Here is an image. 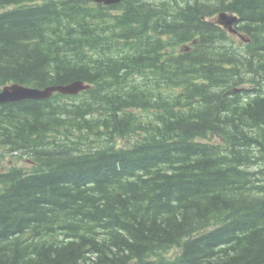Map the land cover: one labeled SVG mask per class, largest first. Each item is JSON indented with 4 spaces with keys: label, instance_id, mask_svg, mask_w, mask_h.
<instances>
[{
    "label": "trees",
    "instance_id": "1",
    "mask_svg": "<svg viewBox=\"0 0 264 264\" xmlns=\"http://www.w3.org/2000/svg\"><path fill=\"white\" fill-rule=\"evenodd\" d=\"M75 81L0 104V264H264V0H0V90Z\"/></svg>",
    "mask_w": 264,
    "mask_h": 264
},
{
    "label": "water",
    "instance_id": "2",
    "mask_svg": "<svg viewBox=\"0 0 264 264\" xmlns=\"http://www.w3.org/2000/svg\"><path fill=\"white\" fill-rule=\"evenodd\" d=\"M85 2H93L104 4L106 6L116 5L125 0H78ZM215 22L224 27L229 33L239 35L240 39L250 42V39L239 34L235 26L238 24L239 18L235 14L221 13L215 19ZM90 89V85H86L82 81H76L66 86L49 87L44 90L27 87L20 84H12L0 90V104L20 102L25 100H44L50 98L54 93L59 92L64 95H77L83 91Z\"/></svg>",
    "mask_w": 264,
    "mask_h": 264
},
{
    "label": "bare ground",
    "instance_id": "3",
    "mask_svg": "<svg viewBox=\"0 0 264 264\" xmlns=\"http://www.w3.org/2000/svg\"><path fill=\"white\" fill-rule=\"evenodd\" d=\"M235 15H237V14H235ZM238 16V18H239V21H238V23H240V20H241V18H240V16L239 15H237ZM238 25V24H237ZM236 25V26H237ZM223 42V41H222ZM76 82V81H75ZM83 82V81H82ZM72 83H74V82H72ZM72 83H70V84H72ZM85 83V82H84ZM86 85H89L88 83H85ZM67 85H69V84H67ZM55 86H66V85H55ZM55 86H49V87H55ZM27 87H30V86H27ZM49 87H46V88H49ZM34 88H37V87H34ZM46 88H44V89H46ZM38 89H41V88H38ZM44 89H41V90H44ZM83 92H85V91H83ZM83 92H81V93H79V94H77V95H65V96H79L80 94H82ZM56 93H58V94H61V93H59V92H56ZM56 93H54L53 95H55ZM52 95V96H53ZM61 95H64V94H61ZM51 96V97H52ZM50 97V98H51ZM49 99V98H48ZM44 100H46V99H44ZM25 101H28V100H25ZM33 101V100H32ZM37 101H40V100H37Z\"/></svg>",
    "mask_w": 264,
    "mask_h": 264
},
{
    "label": "rangeland",
    "instance_id": "4",
    "mask_svg": "<svg viewBox=\"0 0 264 264\" xmlns=\"http://www.w3.org/2000/svg\"><path fill=\"white\" fill-rule=\"evenodd\" d=\"M17 165L25 167V168H31V165L29 164V162L28 161L25 162L24 160L17 161Z\"/></svg>",
    "mask_w": 264,
    "mask_h": 264
}]
</instances>
